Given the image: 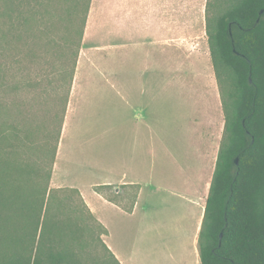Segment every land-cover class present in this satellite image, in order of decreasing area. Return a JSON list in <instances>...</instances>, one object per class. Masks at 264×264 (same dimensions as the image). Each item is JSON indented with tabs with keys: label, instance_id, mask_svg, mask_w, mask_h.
Masks as SVG:
<instances>
[{
	"label": "crops",
	"instance_id": "obj_1",
	"mask_svg": "<svg viewBox=\"0 0 264 264\" xmlns=\"http://www.w3.org/2000/svg\"><path fill=\"white\" fill-rule=\"evenodd\" d=\"M185 1L198 0H90L50 188L78 193L118 264H200L198 235L224 118L219 92L210 105L204 91V82L217 88L208 50L186 24L193 19ZM111 95L119 100L122 146L93 158L87 136L98 131L85 115L99 109L85 111L83 101ZM126 111L129 118L119 117ZM78 133L87 139L73 148ZM72 167L97 182L64 179Z\"/></svg>",
	"mask_w": 264,
	"mask_h": 264
},
{
	"label": "trees",
	"instance_id": "obj_2",
	"mask_svg": "<svg viewBox=\"0 0 264 264\" xmlns=\"http://www.w3.org/2000/svg\"><path fill=\"white\" fill-rule=\"evenodd\" d=\"M19 1L0 0V18L13 27L29 21ZM89 6L87 0L52 147L48 137L39 146L33 120L26 114L18 122L20 113L5 104L0 69V264H118L98 224L97 242L107 258L85 251L81 217L59 195L62 189L50 188ZM204 21L224 126L198 235L199 263L264 264V0H206ZM44 148L47 154L40 156ZM132 189L131 206L137 187ZM70 192L90 216L78 193Z\"/></svg>",
	"mask_w": 264,
	"mask_h": 264
},
{
	"label": "rangeland",
	"instance_id": "obj_3",
	"mask_svg": "<svg viewBox=\"0 0 264 264\" xmlns=\"http://www.w3.org/2000/svg\"><path fill=\"white\" fill-rule=\"evenodd\" d=\"M19 2L24 18L29 19L27 24H23L22 21L20 25L13 27L12 24L9 25V18H0V69L3 83L6 86L1 96L9 109L15 114L20 113L18 122L26 114L33 120L35 142L41 146L40 143H45L48 137L52 147L65 107L64 100L72 74L73 54L78 40L77 33L81 27L87 0H21ZM205 3L206 0L185 1L186 12L193 19L192 22L189 21L186 24L196 27L197 36L202 40V47L208 50L204 31ZM0 7L4 9L5 3H0ZM16 12V10L11 12L12 17ZM106 75L108 76V73ZM125 76L131 77V73L129 75L128 72L119 74L121 78ZM210 80L214 81L217 92L209 83L204 82L203 84L206 88L204 91L207 93L208 103L212 105L213 102L218 101V87L213 69ZM14 86L16 89H13ZM118 102L119 100L113 95L95 101H83L85 111L88 106L92 105H96L94 109H99L94 110L95 116L88 111L85 115L86 121L94 124L98 131V133H86L88 139L91 138L87 148L93 158H97L100 151L113 152L122 146V139L116 134L117 127H115L118 115L114 111H120ZM127 112L119 117L129 118L130 114ZM82 127L84 131L92 130L84 125ZM87 137H83V133L76 134L70 146L78 148ZM133 146L134 143L131 141V147ZM79 148L75 152L80 162L81 147ZM46 154L45 148L39 150L40 156ZM46 161L44 160V163ZM77 171H79L78 167H72V173L68 175L65 173L64 179L79 178L84 180L82 184L97 182L94 177L93 179L85 175L81 177L82 175ZM59 195H65L69 199V204L72 203V207L81 217L80 225L83 230L81 239L87 243L85 251H93L103 259L107 258L97 242L101 229L86 213L78 197L70 190H63ZM109 195L112 196L110 193ZM130 195L132 199L133 189Z\"/></svg>",
	"mask_w": 264,
	"mask_h": 264
},
{
	"label": "water",
	"instance_id": "obj_4",
	"mask_svg": "<svg viewBox=\"0 0 264 264\" xmlns=\"http://www.w3.org/2000/svg\"><path fill=\"white\" fill-rule=\"evenodd\" d=\"M261 13H262V11L259 12V14H261ZM235 163H237V159H235Z\"/></svg>",
	"mask_w": 264,
	"mask_h": 264
}]
</instances>
